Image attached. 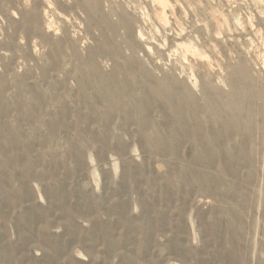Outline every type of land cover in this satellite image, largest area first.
Masks as SVG:
<instances>
[{"label":"rangeland","instance_id":"obj_1","mask_svg":"<svg viewBox=\"0 0 264 264\" xmlns=\"http://www.w3.org/2000/svg\"><path fill=\"white\" fill-rule=\"evenodd\" d=\"M0 264H264V0H0Z\"/></svg>","mask_w":264,"mask_h":264},{"label":"bare ground","instance_id":"obj_2","mask_svg":"<svg viewBox=\"0 0 264 264\" xmlns=\"http://www.w3.org/2000/svg\"><path fill=\"white\" fill-rule=\"evenodd\" d=\"M118 91V90H117Z\"/></svg>","mask_w":264,"mask_h":264}]
</instances>
